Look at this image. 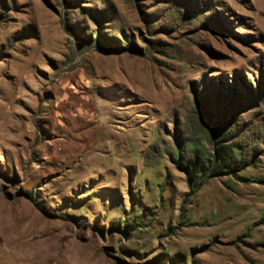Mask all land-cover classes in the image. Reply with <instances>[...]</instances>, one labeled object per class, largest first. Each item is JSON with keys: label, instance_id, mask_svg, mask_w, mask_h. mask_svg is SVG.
I'll return each mask as SVG.
<instances>
[{"label": "rangeland", "instance_id": "obj_1", "mask_svg": "<svg viewBox=\"0 0 264 264\" xmlns=\"http://www.w3.org/2000/svg\"><path fill=\"white\" fill-rule=\"evenodd\" d=\"M0 264H264V0H0Z\"/></svg>", "mask_w": 264, "mask_h": 264}, {"label": "trees", "instance_id": "obj_2", "mask_svg": "<svg viewBox=\"0 0 264 264\" xmlns=\"http://www.w3.org/2000/svg\"><path fill=\"white\" fill-rule=\"evenodd\" d=\"M241 152L234 146L214 144L209 158L204 154L198 155V150L194 151L181 161L183 169L186 170L190 188L193 191L199 189L208 178L216 177L225 173H232L234 164L237 163ZM135 223L124 221L122 223L123 232L127 233L134 227Z\"/></svg>", "mask_w": 264, "mask_h": 264}]
</instances>
